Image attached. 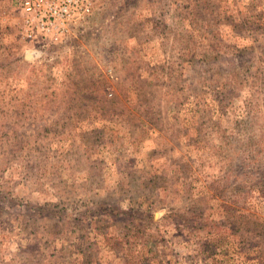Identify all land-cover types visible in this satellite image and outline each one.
I'll use <instances>...</instances> for the list:
<instances>
[{
    "label": "rangeland",
    "instance_id": "rangeland-1",
    "mask_svg": "<svg viewBox=\"0 0 264 264\" xmlns=\"http://www.w3.org/2000/svg\"><path fill=\"white\" fill-rule=\"evenodd\" d=\"M0 0V264H264V0Z\"/></svg>",
    "mask_w": 264,
    "mask_h": 264
},
{
    "label": "built area",
    "instance_id": "built-area-1",
    "mask_svg": "<svg viewBox=\"0 0 264 264\" xmlns=\"http://www.w3.org/2000/svg\"><path fill=\"white\" fill-rule=\"evenodd\" d=\"M24 3H25V5H27L26 8H27V9H30L29 1L26 0Z\"/></svg>",
    "mask_w": 264,
    "mask_h": 264
}]
</instances>
